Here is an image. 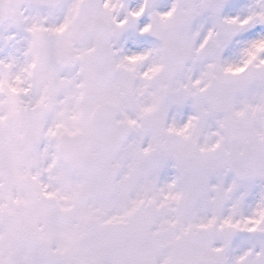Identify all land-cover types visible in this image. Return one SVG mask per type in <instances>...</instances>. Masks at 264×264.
Listing matches in <instances>:
<instances>
[{"label": "snow or ice", "instance_id": "obj_1", "mask_svg": "<svg viewBox=\"0 0 264 264\" xmlns=\"http://www.w3.org/2000/svg\"><path fill=\"white\" fill-rule=\"evenodd\" d=\"M0 264H264V0H0Z\"/></svg>", "mask_w": 264, "mask_h": 264}]
</instances>
